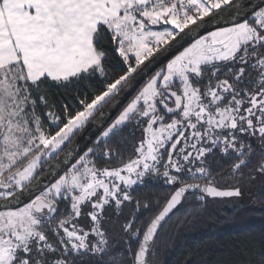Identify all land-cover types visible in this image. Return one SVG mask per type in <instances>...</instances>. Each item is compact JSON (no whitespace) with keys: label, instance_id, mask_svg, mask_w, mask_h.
Returning <instances> with one entry per match:
<instances>
[{"label":"snow or ice","instance_id":"1","mask_svg":"<svg viewBox=\"0 0 264 264\" xmlns=\"http://www.w3.org/2000/svg\"><path fill=\"white\" fill-rule=\"evenodd\" d=\"M257 182L264 0H0V264H158Z\"/></svg>","mask_w":264,"mask_h":264},{"label":"trees","instance_id":"2","mask_svg":"<svg viewBox=\"0 0 264 264\" xmlns=\"http://www.w3.org/2000/svg\"><path fill=\"white\" fill-rule=\"evenodd\" d=\"M153 194L166 193L158 188ZM158 245V264H244L264 251V186L246 185L240 198L173 217Z\"/></svg>","mask_w":264,"mask_h":264},{"label":"water","instance_id":"3","mask_svg":"<svg viewBox=\"0 0 264 264\" xmlns=\"http://www.w3.org/2000/svg\"><path fill=\"white\" fill-rule=\"evenodd\" d=\"M254 2H258V0H254ZM98 135V126H92L86 129L84 132L79 134L75 140L73 141L74 144L78 141V148H83L86 144H90L91 141L95 139ZM50 163H56L55 160H52Z\"/></svg>","mask_w":264,"mask_h":264}]
</instances>
